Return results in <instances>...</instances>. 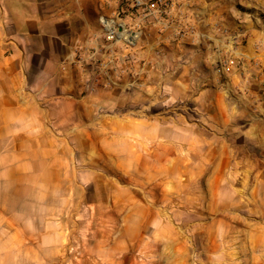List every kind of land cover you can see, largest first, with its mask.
<instances>
[{
    "label": "crops",
    "instance_id": "crops-1",
    "mask_svg": "<svg viewBox=\"0 0 264 264\" xmlns=\"http://www.w3.org/2000/svg\"><path fill=\"white\" fill-rule=\"evenodd\" d=\"M195 4L173 0L170 29L160 32L153 20L142 28L135 57L152 61L159 49L165 57L155 70L144 68L136 90L125 77L115 88L87 93L77 55L96 47L99 19L114 16L116 3L0 0V255L24 239L39 255L40 240L56 238L40 231L56 218L40 217L39 209L49 208L51 194L70 193L74 176L98 175L87 164L111 158L123 174L142 168L164 184L169 161L189 159L192 167L208 162L215 211L246 214L244 264H264V30L227 11L216 27L222 10ZM122 23L137 31L133 20ZM238 26L245 37L233 38ZM228 59L259 68L237 67L221 78L215 64ZM21 223L35 232L28 235Z\"/></svg>",
    "mask_w": 264,
    "mask_h": 264
},
{
    "label": "rangeland",
    "instance_id": "rangeland-1",
    "mask_svg": "<svg viewBox=\"0 0 264 264\" xmlns=\"http://www.w3.org/2000/svg\"><path fill=\"white\" fill-rule=\"evenodd\" d=\"M185 1L193 7L197 2ZM199 1L204 10L212 6L222 10L216 27L223 25L227 11L245 19L249 27L264 30V0ZM238 27V34L245 37L244 28ZM261 98L263 106V94ZM73 158L80 168L78 151ZM192 162L169 161L164 184L145 176L142 168L123 174L111 158L87 164L97 168L98 175L88 171L74 176L70 193L51 194L49 208L39 209L40 217L56 218L40 231L54 232L56 238L40 240L39 255L24 239L23 245H13L0 255V264H244L240 219L246 214L215 211L208 162L200 161L205 167L199 161L192 167ZM20 210L22 216L27 212L24 207ZM222 217L229 222H220ZM21 228L28 235L35 232L28 223H21ZM51 245L57 253L48 249Z\"/></svg>",
    "mask_w": 264,
    "mask_h": 264
},
{
    "label": "built area",
    "instance_id": "built-area-1",
    "mask_svg": "<svg viewBox=\"0 0 264 264\" xmlns=\"http://www.w3.org/2000/svg\"><path fill=\"white\" fill-rule=\"evenodd\" d=\"M111 1L116 3L114 16L99 19L103 31L101 40L86 56L77 55V63L85 75L84 86L87 93H92L98 88H115L125 77L132 78L126 85L127 89L136 90L139 86L137 77L143 73L144 68L155 70L157 63L165 57L161 49L155 51L152 61H143L135 57L132 49L143 35L142 28L149 20H153L160 27V32L170 29L175 24L171 13L173 0ZM124 18L134 21L136 32H132L122 23ZM186 32L193 34L192 29ZM241 36L239 34L233 38ZM117 42L121 43L122 48H116ZM237 67L247 71L249 68H259V65L245 59H228L216 62L214 71L219 77L224 78ZM262 111L264 112V91Z\"/></svg>",
    "mask_w": 264,
    "mask_h": 264
}]
</instances>
